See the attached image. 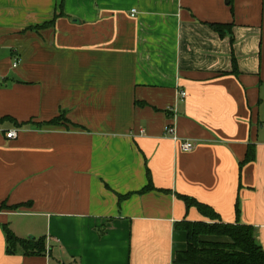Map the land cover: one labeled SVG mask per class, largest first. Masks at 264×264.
<instances>
[{
  "label": "crops",
  "instance_id": "obj_1",
  "mask_svg": "<svg viewBox=\"0 0 264 264\" xmlns=\"http://www.w3.org/2000/svg\"><path fill=\"white\" fill-rule=\"evenodd\" d=\"M175 193L264 251V0H0V264H172L206 221Z\"/></svg>",
  "mask_w": 264,
  "mask_h": 264
},
{
  "label": "trees",
  "instance_id": "obj_2",
  "mask_svg": "<svg viewBox=\"0 0 264 264\" xmlns=\"http://www.w3.org/2000/svg\"><path fill=\"white\" fill-rule=\"evenodd\" d=\"M210 27L220 35L225 30H230L228 24L210 23ZM233 66V71H235V63ZM69 123L65 115L60 113L57 117L45 122L44 125L56 126ZM254 158L255 148L253 144H248L244 159L239 162V168L245 163L253 161ZM146 174L147 185L139 193L156 189L152 184L148 169ZM163 191L169 192L167 190ZM175 196L183 201L187 209L194 207L206 221L181 220L175 223L178 229L186 233V248L176 253L172 264H264V251L256 241L253 226L240 222L225 223L210 206L187 195L175 193ZM7 208L8 206L3 203L0 205V209ZM236 213L238 214V207H236ZM1 228L4 232L8 254H14L17 250H20L23 255L42 256L46 252L44 237L19 238L7 224H1ZM213 236L226 238L227 241L218 242L203 239Z\"/></svg>",
  "mask_w": 264,
  "mask_h": 264
},
{
  "label": "built area",
  "instance_id": "obj_3",
  "mask_svg": "<svg viewBox=\"0 0 264 264\" xmlns=\"http://www.w3.org/2000/svg\"><path fill=\"white\" fill-rule=\"evenodd\" d=\"M136 10L135 9H132L131 10V14L135 13ZM19 64V60L16 59L12 62V67L15 68L17 67V65ZM178 95L181 97V98H184L185 97V92L183 91H180L178 93ZM4 134H5V138L7 139H15L18 137L19 135V130L16 129V128H11V129H8V130H4ZM163 135L166 136L167 138H170L171 140H173L176 144H178V147L181 151L183 152H189L191 151L195 144L194 142L192 141H189V140H186V139H182L178 136L175 128L173 125L171 124H166L164 127H163Z\"/></svg>",
  "mask_w": 264,
  "mask_h": 264
},
{
  "label": "water",
  "instance_id": "obj_4",
  "mask_svg": "<svg viewBox=\"0 0 264 264\" xmlns=\"http://www.w3.org/2000/svg\"><path fill=\"white\" fill-rule=\"evenodd\" d=\"M227 1V0H226Z\"/></svg>",
  "mask_w": 264,
  "mask_h": 264
}]
</instances>
